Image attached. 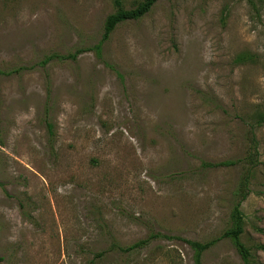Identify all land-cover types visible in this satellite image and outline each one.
Returning <instances> with one entry per match:
<instances>
[{"label":"rangeland","instance_id":"1","mask_svg":"<svg viewBox=\"0 0 264 264\" xmlns=\"http://www.w3.org/2000/svg\"><path fill=\"white\" fill-rule=\"evenodd\" d=\"M139 1L0 0V264H264V0Z\"/></svg>","mask_w":264,"mask_h":264},{"label":"trees","instance_id":"2","mask_svg":"<svg viewBox=\"0 0 264 264\" xmlns=\"http://www.w3.org/2000/svg\"><path fill=\"white\" fill-rule=\"evenodd\" d=\"M155 1L157 0H141L139 2H136L133 6L129 8L118 7L114 12L106 16L103 24V35H107L115 27L117 23L123 20H129V19L132 20L143 16ZM74 56H75L74 53L69 54L70 59H74ZM46 59H48V57H46ZM234 212L236 216L233 222V226L229 229L224 230L220 236L230 237L233 240L238 253L243 258L246 254V249L242 246V244L238 240V234L241 231V221L237 209H234ZM151 235L156 236L157 232H152ZM217 239L219 238L217 237L209 241H206L204 243H199L191 240H184L194 250L193 264H200V253L206 248H208L211 244H213ZM130 248L131 247H127L125 249L128 250ZM0 261H1V257H0Z\"/></svg>","mask_w":264,"mask_h":264}]
</instances>
